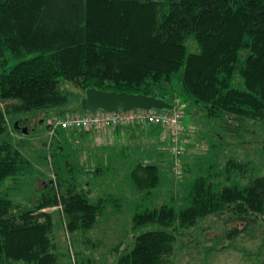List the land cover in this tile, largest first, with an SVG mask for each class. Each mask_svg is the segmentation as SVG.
Wrapping results in <instances>:
<instances>
[{
  "label": "trees",
  "instance_id": "trees-1",
  "mask_svg": "<svg viewBox=\"0 0 264 264\" xmlns=\"http://www.w3.org/2000/svg\"><path fill=\"white\" fill-rule=\"evenodd\" d=\"M11 58L19 62L9 66ZM0 66V182L36 174L12 136L23 132L10 127L9 115H43L36 121L43 124L54 114L86 113L82 99L90 87L187 104L236 132L248 122L264 123V0H0ZM237 78L244 88L235 86ZM68 85L82 92L72 113L65 108L73 91ZM26 119L18 124L31 132L35 126ZM148 125L153 133L165 130ZM65 144L63 134L52 146L56 183L44 175L29 205L0 196V264H64L65 257L71 264L59 250L58 216L45 209L62 204L66 229L78 240L113 201H94L85 184L67 179ZM167 152L159 149L160 159ZM160 164L134 165L139 193L150 195L169 180ZM249 170L237 158L211 164L180 191L184 207L162 203L137 211L134 228L158 227L135 235L114 264H170L180 237L210 216L244 224L232 226L228 237L249 233L264 216V176ZM87 242L95 244L88 235ZM76 253V264H96Z\"/></svg>",
  "mask_w": 264,
  "mask_h": 264
},
{
  "label": "rangeland",
  "instance_id": "rangeland-1",
  "mask_svg": "<svg viewBox=\"0 0 264 264\" xmlns=\"http://www.w3.org/2000/svg\"><path fill=\"white\" fill-rule=\"evenodd\" d=\"M195 50L190 44L189 51ZM27 57L29 56L25 58ZM17 62L19 59L11 58L9 66ZM2 71L0 66V73ZM235 86L244 88L243 82L238 81V78L235 80ZM68 87L73 91L65 108L72 113L79 105L82 92L73 85ZM4 105L3 102L2 106ZM186 105L180 102L175 105L183 112L181 143L185 154L180 158V166H190L192 171L187 173L182 168V175L179 177L174 173V158L168 150L170 138L166 130L153 133L152 127L146 125V128H135V131L121 128L119 132L109 131L101 134L97 130L110 129L103 127L91 130L83 137L81 133L67 137V145L71 146V157L68 155L66 160L73 167L72 170L69 165L72 171L68 172L67 179L73 183L79 181L80 185L85 184L86 190L88 188L92 191L90 193L94 201L102 196L113 197V201L109 202L97 225L87 234L97 245L96 248L95 244L87 242V235L84 239L79 237L80 239L74 240L73 235L66 229V219L62 218L61 212L55 207L48 208V211H55L58 216L56 233L60 252L67 251L70 260L72 253L77 260L76 252L80 251L82 257L96 259V264H114L118 254L132 245L135 235L158 227L146 225L134 228V214L145 207L162 203H172L177 208L184 207L180 191L209 165L221 166L228 159L237 158L249 163V176H264V123L252 125L248 122L247 126L232 132L220 119H208L201 112L189 109ZM29 116L11 113L10 127L15 125L18 119H26ZM42 116L26 119L30 125L35 126L31 132L12 134L16 142L21 140L19 146L33 162L36 174L20 180L8 179L0 182V196L12 198L25 205L36 199L43 186L42 177L46 175L47 178L54 179L55 174L53 144L48 147L43 142L48 137L47 125H51L57 116L54 114L46 119L45 123L43 121V124H36L37 118ZM159 149H167L169 153L163 154L160 159ZM138 162L162 163L160 165L164 173L169 175V180L150 195L139 193L131 179V171ZM97 167L103 169L99 174L95 172ZM224 217L222 214L210 216L199 226L186 230L178 241L177 251L170 264H264V216L259 223L252 226L249 233L242 232L231 237L227 236V231L232 226L241 228L244 224L232 222L226 225ZM223 245L226 246L222 248ZM117 246L119 253L118 249H115ZM68 260L65 257L63 263L69 264Z\"/></svg>",
  "mask_w": 264,
  "mask_h": 264
},
{
  "label": "built area",
  "instance_id": "built-area-1",
  "mask_svg": "<svg viewBox=\"0 0 264 264\" xmlns=\"http://www.w3.org/2000/svg\"><path fill=\"white\" fill-rule=\"evenodd\" d=\"M148 124H159L168 132L170 138L169 150L174 158V173L176 176L182 175L180 158L184 153L182 147L183 133V112L174 106L171 111H158L154 109H131L122 112H109L99 110L97 112H86L83 114H71L65 118L55 117L50 125V137L46 146L50 147L54 136L58 138L59 130L62 129H99L110 127L117 129L120 127H129L133 125L146 126ZM53 181L56 183V176L53 175ZM63 210L62 204L55 207ZM48 210V209H45ZM71 261L76 264L75 254L72 253Z\"/></svg>",
  "mask_w": 264,
  "mask_h": 264
},
{
  "label": "water",
  "instance_id": "water-1",
  "mask_svg": "<svg viewBox=\"0 0 264 264\" xmlns=\"http://www.w3.org/2000/svg\"><path fill=\"white\" fill-rule=\"evenodd\" d=\"M83 107L87 112L105 110L109 112H122L131 109H154L158 111H171L174 104L154 96L129 93L105 91L90 87L85 92ZM15 127L23 133H28L27 126H21L18 122Z\"/></svg>",
  "mask_w": 264,
  "mask_h": 264
},
{
  "label": "crops",
  "instance_id": "crops-1",
  "mask_svg": "<svg viewBox=\"0 0 264 264\" xmlns=\"http://www.w3.org/2000/svg\"><path fill=\"white\" fill-rule=\"evenodd\" d=\"M184 126V125H183ZM122 128H129V130L130 131H135V128H146V126H141V125H136V126H129V127H122ZM91 130H97V129H89V130H84L85 132H84V134L83 135H81L82 137L86 134V133H88V132H90ZM121 130V128H117V129H112V128H110V129H105V130H97V131H99V133H106V132H109V131H114V132H119ZM48 132V137L46 138V140L48 141V139H49V137H50V134H49V130H47ZM79 132H80V129H68V130H65L64 132L62 131L61 133H59L58 134V138H56L55 136H54V138H53V143L55 144L57 141H60L62 138H63V134H64V140L66 141V144L64 145V157H65V159H66V157L69 155L70 157H71V154L69 153V150H70V145H67V137L70 135V137L73 135V136H75V135H79ZM186 134H188V132H186ZM151 138V137H150ZM150 138H147V139H150ZM46 140H44V142H47ZM151 140V139H150ZM81 141H82V139H81ZM52 143V144H53ZM157 154V153H156ZM71 167H72V165H70ZM183 166V165H182ZM72 170H73V167H72ZM71 170V171H72ZM103 171V169H102V167L100 168V167H97V169H96V171L95 172H97L98 174L99 173H101ZM87 186H88V184H87ZM87 190L89 191V192H92L90 189H88L87 188ZM92 194V193H91Z\"/></svg>",
  "mask_w": 264,
  "mask_h": 264
},
{
  "label": "flooded vegetation",
  "instance_id": "flooded-vegetation-1",
  "mask_svg": "<svg viewBox=\"0 0 264 264\" xmlns=\"http://www.w3.org/2000/svg\"><path fill=\"white\" fill-rule=\"evenodd\" d=\"M23 127H24V125H23Z\"/></svg>",
  "mask_w": 264,
  "mask_h": 264
},
{
  "label": "bare ground",
  "instance_id": "bare-ground-1",
  "mask_svg": "<svg viewBox=\"0 0 264 264\" xmlns=\"http://www.w3.org/2000/svg\"><path fill=\"white\" fill-rule=\"evenodd\" d=\"M175 106V105H174Z\"/></svg>",
  "mask_w": 264,
  "mask_h": 264
}]
</instances>
